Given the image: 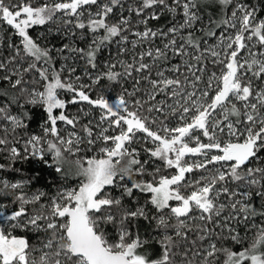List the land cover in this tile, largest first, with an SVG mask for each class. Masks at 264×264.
Instances as JSON below:
<instances>
[{"label": "snow or ice", "instance_id": "1", "mask_svg": "<svg viewBox=\"0 0 264 264\" xmlns=\"http://www.w3.org/2000/svg\"><path fill=\"white\" fill-rule=\"evenodd\" d=\"M0 264H264V0H0Z\"/></svg>", "mask_w": 264, "mask_h": 264}, {"label": "trees", "instance_id": "2", "mask_svg": "<svg viewBox=\"0 0 264 264\" xmlns=\"http://www.w3.org/2000/svg\"><path fill=\"white\" fill-rule=\"evenodd\" d=\"M27 167V166H26Z\"/></svg>", "mask_w": 264, "mask_h": 264}]
</instances>
